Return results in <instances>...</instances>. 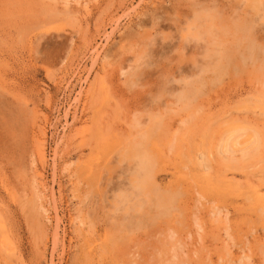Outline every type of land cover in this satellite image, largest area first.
Returning <instances> with one entry per match:
<instances>
[{
	"label": "rangeland",
	"instance_id": "rangeland-1",
	"mask_svg": "<svg viewBox=\"0 0 264 264\" xmlns=\"http://www.w3.org/2000/svg\"><path fill=\"white\" fill-rule=\"evenodd\" d=\"M189 15L187 0H0V264H264V72L149 107L160 71H193Z\"/></svg>",
	"mask_w": 264,
	"mask_h": 264
},
{
	"label": "clouds",
	"instance_id": "clouds-1",
	"mask_svg": "<svg viewBox=\"0 0 264 264\" xmlns=\"http://www.w3.org/2000/svg\"><path fill=\"white\" fill-rule=\"evenodd\" d=\"M261 3H264V0H261ZM187 5L190 15L184 27V47H192L199 54L191 63L193 71L190 75L160 71L157 90L149 94L151 109H159L162 105H195L209 87L222 83L231 73L238 74L248 70L264 72V39L257 34V29L264 25V15L259 23H245L235 16H228L219 0H187ZM155 46L152 45L153 48ZM215 65L220 66L219 71H205ZM161 68V63L152 58L144 70ZM193 82L196 88L192 87ZM140 83L143 87L142 75ZM156 112L158 111L153 113ZM127 160L129 159L124 162ZM131 160L136 163L139 174L151 166L152 157L147 151H142L135 154ZM132 189L133 192L147 194V180L134 178ZM126 194L129 201L130 194ZM121 200L124 203V198Z\"/></svg>",
	"mask_w": 264,
	"mask_h": 264
},
{
	"label": "bare ground",
	"instance_id": "bare-ground-1",
	"mask_svg": "<svg viewBox=\"0 0 264 264\" xmlns=\"http://www.w3.org/2000/svg\"><path fill=\"white\" fill-rule=\"evenodd\" d=\"M224 7V6H223ZM153 19V18H152ZM154 23V22H153ZM181 26V25H180ZM158 32V31H157ZM160 32V31H159ZM177 36V35H176ZM168 37V36H167ZM156 40V39H155ZM180 40V39H179ZM173 45V44H172ZM181 50V49H180ZM176 59V58H175ZM177 60V59H176ZM144 65V64H143ZM177 71V70H176ZM180 72V71H179ZM191 73V72H190ZM140 148V147H139ZM227 148V147H226ZM142 151V150H141ZM152 163V162H151ZM151 166H149V167H147L146 168V170L145 171H143V172H140L139 174H137V170H135V177L136 178H142V179H146L147 180V183H148V191L149 190H151V181H150V178H151V168H150ZM153 178V177H152ZM156 187V186H155ZM151 192V191H150ZM138 193H140V192H138ZM149 193V192H148ZM134 196H135V194H134ZM143 196H145V194L143 195ZM137 197V196H136ZM138 197H139V195H138ZM145 197H147V196H145ZM145 197H144V199H145ZM166 199V198H165ZM164 199V197H161V196H159L158 195V197H157V205H158V207H161V206H166V203L165 202H167V199L165 200ZM142 200V199H141ZM169 200V199H168ZM140 202V201H139ZM145 202V201H144ZM135 203V202H134ZM133 203V204H134ZM132 204V205H133ZM140 204V203H139ZM138 204V201L136 202V205H133V207H131V209H133L134 208V206H137V205H139ZM141 205V204H140ZM139 205V206H140ZM137 208V207H136Z\"/></svg>",
	"mask_w": 264,
	"mask_h": 264
}]
</instances>
